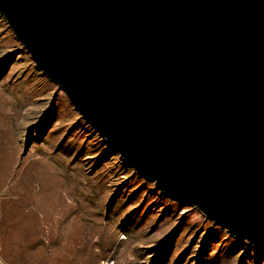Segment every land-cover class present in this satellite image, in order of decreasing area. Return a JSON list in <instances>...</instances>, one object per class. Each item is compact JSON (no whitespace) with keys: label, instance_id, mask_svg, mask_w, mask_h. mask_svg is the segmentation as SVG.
<instances>
[{"label":"water","instance_id":"95a60500","mask_svg":"<svg viewBox=\"0 0 264 264\" xmlns=\"http://www.w3.org/2000/svg\"><path fill=\"white\" fill-rule=\"evenodd\" d=\"M0 13L142 176L264 252V0H0Z\"/></svg>","mask_w":264,"mask_h":264},{"label":"rangeland","instance_id":"374dc122","mask_svg":"<svg viewBox=\"0 0 264 264\" xmlns=\"http://www.w3.org/2000/svg\"><path fill=\"white\" fill-rule=\"evenodd\" d=\"M0 264H264L89 123L0 13Z\"/></svg>","mask_w":264,"mask_h":264}]
</instances>
